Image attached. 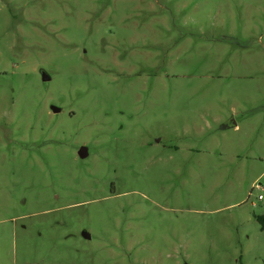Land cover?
<instances>
[{"label":"rangeland","instance_id":"374dc122","mask_svg":"<svg viewBox=\"0 0 264 264\" xmlns=\"http://www.w3.org/2000/svg\"><path fill=\"white\" fill-rule=\"evenodd\" d=\"M263 214L264 0H0V264H264Z\"/></svg>","mask_w":264,"mask_h":264},{"label":"water","instance_id":"95a60500","mask_svg":"<svg viewBox=\"0 0 264 264\" xmlns=\"http://www.w3.org/2000/svg\"><path fill=\"white\" fill-rule=\"evenodd\" d=\"M49 76H47L44 72L42 73V80H48ZM52 109L54 112L59 111L58 108H55L54 106H52ZM78 155L83 158L87 155V148L85 146H81L78 150ZM84 237H89V234L86 232H83Z\"/></svg>","mask_w":264,"mask_h":264},{"label":"trees","instance_id":"16d2710c","mask_svg":"<svg viewBox=\"0 0 264 264\" xmlns=\"http://www.w3.org/2000/svg\"><path fill=\"white\" fill-rule=\"evenodd\" d=\"M256 220L260 223V228L264 229V214L256 216Z\"/></svg>","mask_w":264,"mask_h":264},{"label":"built area","instance_id":"2783aa9c","mask_svg":"<svg viewBox=\"0 0 264 264\" xmlns=\"http://www.w3.org/2000/svg\"><path fill=\"white\" fill-rule=\"evenodd\" d=\"M258 200L262 199V195L259 194L258 197H257Z\"/></svg>","mask_w":264,"mask_h":264},{"label":"flooded vegetation","instance_id":"af4514ba","mask_svg":"<svg viewBox=\"0 0 264 264\" xmlns=\"http://www.w3.org/2000/svg\"><path fill=\"white\" fill-rule=\"evenodd\" d=\"M54 112V111H53ZM58 112V111H57ZM79 150V149H78ZM78 150H77V152H78Z\"/></svg>","mask_w":264,"mask_h":264}]
</instances>
